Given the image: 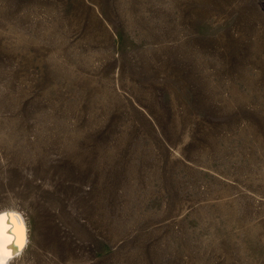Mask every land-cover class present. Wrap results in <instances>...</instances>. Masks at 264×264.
<instances>
[{
	"label": "rangeland",
	"instance_id": "rangeland-1",
	"mask_svg": "<svg viewBox=\"0 0 264 264\" xmlns=\"http://www.w3.org/2000/svg\"><path fill=\"white\" fill-rule=\"evenodd\" d=\"M9 264H264V0H0Z\"/></svg>",
	"mask_w": 264,
	"mask_h": 264
},
{
	"label": "bare ground",
	"instance_id": "bare-ground-1",
	"mask_svg": "<svg viewBox=\"0 0 264 264\" xmlns=\"http://www.w3.org/2000/svg\"><path fill=\"white\" fill-rule=\"evenodd\" d=\"M15 218L16 224L23 228V247H16V236L12 235L9 216ZM28 245L27 226L23 216L10 209L0 210V264H9L13 259L22 255Z\"/></svg>",
	"mask_w": 264,
	"mask_h": 264
},
{
	"label": "snow or ice",
	"instance_id": "snow-or-ice-1",
	"mask_svg": "<svg viewBox=\"0 0 264 264\" xmlns=\"http://www.w3.org/2000/svg\"><path fill=\"white\" fill-rule=\"evenodd\" d=\"M9 223L12 226V235L16 236V247L22 248L23 247V228L16 224L15 218L11 215L9 216Z\"/></svg>",
	"mask_w": 264,
	"mask_h": 264
}]
</instances>
